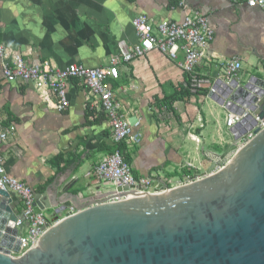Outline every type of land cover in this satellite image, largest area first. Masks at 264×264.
I'll use <instances>...</instances> for the list:
<instances>
[{
    "label": "crops",
    "instance_id": "crops-1",
    "mask_svg": "<svg viewBox=\"0 0 264 264\" xmlns=\"http://www.w3.org/2000/svg\"><path fill=\"white\" fill-rule=\"evenodd\" d=\"M190 12L200 13L213 31L208 60L197 69L210 87L222 80V67L232 58L242 64L238 79L258 76L264 59V10L248 8L245 0H185L182 7L175 0H0V45L21 53L30 63L47 61L60 70L72 64L96 69L117 56L120 45L129 49L139 43L131 26L136 17L179 24ZM181 60V53L172 62L152 51L118 68L114 85L127 90L120 100L141 139L139 146L123 152L134 179L169 185L175 180L170 175L180 173L181 153L197 145L225 151L232 143L230 129L224 126L227 113L208 99V88L196 100L198 107L171 104L181 122L195 119L182 127L197 144L184 140V129L174 118L158 123L148 112L152 100L171 98L181 85ZM66 93L69 108L56 113L46 110L31 86L1 81L0 121L14 129L1 149L4 169L31 190L35 208L49 222L63 218L66 208L85 207L116 190L87 176L113 150L103 116L92 119L85 112L74 82H68ZM213 155L207 152L210 161ZM195 157L197 170L209 167L211 162L202 166ZM13 211L20 214L17 208Z\"/></svg>",
    "mask_w": 264,
    "mask_h": 264
},
{
    "label": "water",
    "instance_id": "water-1",
    "mask_svg": "<svg viewBox=\"0 0 264 264\" xmlns=\"http://www.w3.org/2000/svg\"><path fill=\"white\" fill-rule=\"evenodd\" d=\"M257 74L217 80L208 92L227 114L245 115L202 179L158 194L111 191L54 223L15 259V215L1 191L0 264H264V128L257 127L264 124V59Z\"/></svg>",
    "mask_w": 264,
    "mask_h": 264
},
{
    "label": "built area",
    "instance_id": "built-area-1",
    "mask_svg": "<svg viewBox=\"0 0 264 264\" xmlns=\"http://www.w3.org/2000/svg\"><path fill=\"white\" fill-rule=\"evenodd\" d=\"M175 1L178 7H182L185 0ZM245 5L250 9L264 10V0H245ZM183 16L179 24L172 22L155 24L145 16L136 17L132 20L131 26L139 43L129 49L120 45L118 55L108 59L105 66L96 69H86L72 64L60 70L47 61L30 63L21 53L9 51L0 45L1 81L31 86L46 110L56 113H63L69 108L66 87L68 82H74L83 96L85 112L90 113L92 119L103 116L111 143L115 146L123 145L125 150L132 149L139 146L141 139L139 132H133L137 124L127 118L125 107L120 100V96L126 94L127 90L114 85L119 80L120 65L130 64L152 51L175 62L181 53L182 60L178 66L184 76L183 88L192 94H198L207 88L208 92L211 91L209 80L200 76L197 69L208 60L207 50L212 41L213 31L200 13L190 12ZM241 70L242 64L239 59L227 60L222 67L221 81L227 83L238 80ZM244 115L227 114L224 119L225 128H233ZM257 127L262 129L264 124L258 122ZM13 132L12 126H3L0 121V192L8 194L9 209L15 215L16 236L11 246L16 245L18 251L15 253L11 248L9 254L15 259L35 248L39 238L57 221L49 222L41 212H35L36 206L31 190L10 177L4 169L1 149L7 144ZM251 138V134L242 137L237 144L238 147H242ZM190 139L198 141L194 137ZM87 176L115 189L128 188V192L136 195L158 194L169 188V185L162 186L149 178L134 179L118 149L101 158L92 166ZM15 208L19 209L18 216L13 211ZM62 212H65L66 216L74 214L75 210L66 208Z\"/></svg>",
    "mask_w": 264,
    "mask_h": 264
},
{
    "label": "rangeland",
    "instance_id": "rangeland-1",
    "mask_svg": "<svg viewBox=\"0 0 264 264\" xmlns=\"http://www.w3.org/2000/svg\"><path fill=\"white\" fill-rule=\"evenodd\" d=\"M182 74V73H181ZM181 85L178 87L177 90L174 91V94L171 98H167V99H163V100H152L149 103V108H148V112H150L151 114H153V117L159 122H163L166 123L169 118H174L176 120V122L182 127L183 125H191L195 119L194 118H190L186 120H183V122L180 121L179 115L177 116V114H174V110L171 107V104H173V102H181L182 104L185 105V108L188 109L187 106H191L192 108L194 107H198V104L196 102V100L203 94L204 91H201L198 94H192L191 92L188 91V94L185 95L183 93L184 89L182 84L184 82V76L182 75V81H181ZM182 129H184V140H188L190 143H196V141H191L190 136L188 135V133H186V129L182 127ZM196 129L198 128H194V130L196 131ZM193 130V129H192ZM193 130V131H194ZM190 129L188 128L187 132H189ZM191 136H195L193 133H191ZM188 143V145H190ZM136 148V147H134ZM192 149V148H191ZM207 152H210L212 154L215 155H221L224 152V148H219L217 146L214 145H209V146H204L202 149L199 148V145H197V148L192 149V151H186L184 154H180L182 157V162L179 164L178 166V170L180 171V173L178 175L175 176V180L171 183H169V189L171 188H175L178 186H182L188 183H191L193 181H197L199 179L204 178L207 174H206V166H203L202 163L206 164L207 162H211L208 158H207ZM194 156H196L195 158H197L201 165L205 168L200 170H197L196 168V162H194L193 158ZM228 159H226L225 161H218L217 162V168L214 170L215 172L218 171V169H220L226 162ZM205 161V162H204ZM187 165H190L187 166ZM181 170L182 171H188L190 173V177L186 178L183 177L181 174ZM205 171V172H204ZM103 191L109 192L111 191L110 188H104Z\"/></svg>",
    "mask_w": 264,
    "mask_h": 264
},
{
    "label": "trees",
    "instance_id": "trees-1",
    "mask_svg": "<svg viewBox=\"0 0 264 264\" xmlns=\"http://www.w3.org/2000/svg\"><path fill=\"white\" fill-rule=\"evenodd\" d=\"M183 93H184L185 95H187V94H188V90H187V89H184ZM100 117H101V116H100ZM100 117H98L97 120H99ZM117 149H119L120 154H121V155L123 156V158L125 159V157H124V155H123V152H124V146H123V145H120V146H115V145H113V150H111L110 154H111L112 152H114L115 150H117ZM125 160H126V159H125ZM181 174H182L183 177H186V178H188V177L191 176L190 173H189L188 171H185V170H184V171H181ZM175 176H176V174H172V175H170V177H175Z\"/></svg>",
    "mask_w": 264,
    "mask_h": 264
},
{
    "label": "bare ground",
    "instance_id": "bare-ground-1",
    "mask_svg": "<svg viewBox=\"0 0 264 264\" xmlns=\"http://www.w3.org/2000/svg\"><path fill=\"white\" fill-rule=\"evenodd\" d=\"M210 159H212V160H216V158H215L214 156H211Z\"/></svg>",
    "mask_w": 264,
    "mask_h": 264
}]
</instances>
